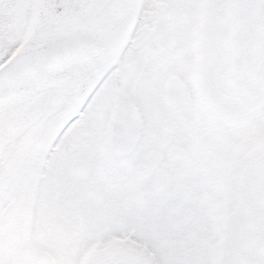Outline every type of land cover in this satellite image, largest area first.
<instances>
[{
    "label": "snow or ice",
    "instance_id": "1",
    "mask_svg": "<svg viewBox=\"0 0 264 264\" xmlns=\"http://www.w3.org/2000/svg\"><path fill=\"white\" fill-rule=\"evenodd\" d=\"M0 264H264V0H0Z\"/></svg>",
    "mask_w": 264,
    "mask_h": 264
}]
</instances>
